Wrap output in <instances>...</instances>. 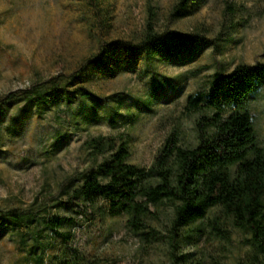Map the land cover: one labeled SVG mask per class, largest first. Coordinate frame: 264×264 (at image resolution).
<instances>
[{"label": "rangeland", "instance_id": "374dc122", "mask_svg": "<svg viewBox=\"0 0 264 264\" xmlns=\"http://www.w3.org/2000/svg\"><path fill=\"white\" fill-rule=\"evenodd\" d=\"M178 2L0 0V100L41 82L65 85L70 96L38 105L17 99L0 110V208H27L37 199L52 206L60 185L90 165L86 142L96 136L127 140L129 161L149 166L176 122H182L186 140L193 138L192 119L183 113L190 93L216 71L264 63V0H191L181 15ZM151 8L158 31L201 34L206 41L151 59L120 51L117 62L107 65L102 48L138 42ZM81 88L95 97L83 99ZM253 113L264 145V89ZM51 212L65 211L53 206ZM64 229L73 238L65 241L52 231L45 264H58L65 249H78L97 264L169 260L163 245L142 249L123 214H78ZM18 242L15 229L0 226V264H35ZM185 249L201 251L204 264H241L249 234L233 229L228 241L206 233Z\"/></svg>", "mask_w": 264, "mask_h": 264}, {"label": "trees", "instance_id": "16d2710c", "mask_svg": "<svg viewBox=\"0 0 264 264\" xmlns=\"http://www.w3.org/2000/svg\"><path fill=\"white\" fill-rule=\"evenodd\" d=\"M190 2L179 0L175 12L181 15ZM150 11L138 42L102 48L107 65L117 62L120 51L151 59L206 41L201 34L158 31L156 12ZM262 89L264 63H240L230 72L216 71L206 86L186 98L183 113L192 119L191 140L184 137L182 122H176L152 163L142 166L129 161L127 140L93 137L86 142L90 165L60 185L52 206L37 199L27 208H0V226L15 229L19 245L35 264H45L52 231L65 241L73 238L64 227L71 226L78 214L89 218L123 214L142 249L165 246L169 260L161 264H204V254L186 250L185 244L206 233L231 241L233 229L242 230L249 234V250L241 264H264V145L253 113ZM77 93L83 99L95 97L84 88ZM59 95L70 98L65 85L41 82L6 95L0 110L8 101L38 105ZM53 206L65 212L52 213ZM64 251L58 264H97L78 249Z\"/></svg>", "mask_w": 264, "mask_h": 264}]
</instances>
